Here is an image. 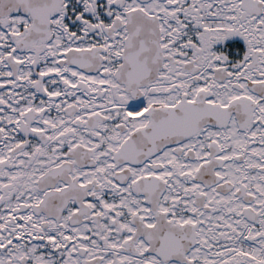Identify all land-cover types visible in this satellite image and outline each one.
Instances as JSON below:
<instances>
[{
  "label": "snow or ice",
  "instance_id": "obj_1",
  "mask_svg": "<svg viewBox=\"0 0 264 264\" xmlns=\"http://www.w3.org/2000/svg\"><path fill=\"white\" fill-rule=\"evenodd\" d=\"M0 264H264V0H0Z\"/></svg>",
  "mask_w": 264,
  "mask_h": 264
}]
</instances>
